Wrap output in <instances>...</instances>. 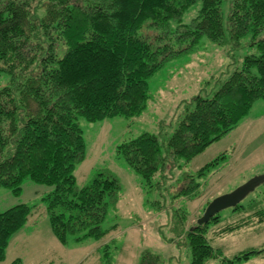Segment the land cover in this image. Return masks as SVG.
I'll list each match as a JSON object with an SVG mask.
<instances>
[{"label":"trees","instance_id":"1","mask_svg":"<svg viewBox=\"0 0 264 264\" xmlns=\"http://www.w3.org/2000/svg\"><path fill=\"white\" fill-rule=\"evenodd\" d=\"M224 1L0 0V188L15 197L26 180L50 188L42 202L60 244L102 240L116 229L103 225L119 198L117 179L97 173L76 186L74 169L85 158L80 118H138L149 101V80L167 61L195 51L204 40L222 45L228 36L236 48L250 36L256 52L243 57L210 96L198 94L183 104L166 148L148 132L116 147L149 189L156 176L165 179L171 165L190 162L235 129L256 101L264 104V0H229L226 18ZM196 5L195 16L184 23ZM143 29L159 33L149 38ZM213 166L185 176L178 196L195 194L197 180ZM243 209L239 204L232 211ZM251 210L213 235L264 224V208ZM31 212L25 204L0 211V262ZM219 220L217 214L182 234L188 264H241L263 252L224 257L205 235ZM109 247H101L104 262ZM140 259L138 264H160L149 251Z\"/></svg>","mask_w":264,"mask_h":264},{"label":"rangeland","instance_id":"2","mask_svg":"<svg viewBox=\"0 0 264 264\" xmlns=\"http://www.w3.org/2000/svg\"><path fill=\"white\" fill-rule=\"evenodd\" d=\"M228 6L229 0H225L222 8L225 18ZM198 8L199 5L191 8L183 22L188 23ZM142 32L149 38L159 33L149 29ZM227 39L228 36L222 45L204 40L195 51L167 61L148 82L149 101L140 117H114L96 122L79 119L85 158L74 169L76 186L86 185L97 173L117 179L121 188L119 198L103 225L116 229L102 240L60 244L51 232L42 202L51 189L26 180L17 197L0 188V211L18 204L32 207L25 226L10 239L0 264H138L146 251L158 255L160 264H188L190 254L182 244V234L195 225L214 198L264 175L263 102L256 101L235 129L190 162L171 165L165 179L156 176L149 189L117 155L116 147L148 132L157 135L163 149L166 148V139L179 119L183 104L198 94L210 96L234 69L241 67L243 57L256 52L255 47H250V36L243 38L236 48ZM210 163L214 166L197 180L200 188L196 193L178 196L187 184L185 176H195ZM240 204L245 209L221 211L219 222L209 225L205 234L211 245L229 259L249 250H264V224L220 237L213 235L225 225L247 216L248 210L252 214L251 209L264 208V183ZM105 244L110 246L107 262L102 259L101 251ZM241 264H264V258L255 255Z\"/></svg>","mask_w":264,"mask_h":264},{"label":"water","instance_id":"3","mask_svg":"<svg viewBox=\"0 0 264 264\" xmlns=\"http://www.w3.org/2000/svg\"><path fill=\"white\" fill-rule=\"evenodd\" d=\"M264 183V175L249 179L232 192L214 198L205 208L202 216L197 220V225L207 224L211 218L226 209H233L238 206L251 192Z\"/></svg>","mask_w":264,"mask_h":264},{"label":"crops","instance_id":"4","mask_svg":"<svg viewBox=\"0 0 264 264\" xmlns=\"http://www.w3.org/2000/svg\"><path fill=\"white\" fill-rule=\"evenodd\" d=\"M259 250H263V249H259ZM263 252H264V250H263ZM263 252H262L261 254H259V255H261L262 258H264V253H263ZM257 256H258V255H257ZM249 260H250V259H249ZM249 260H248V261H249Z\"/></svg>","mask_w":264,"mask_h":264}]
</instances>
